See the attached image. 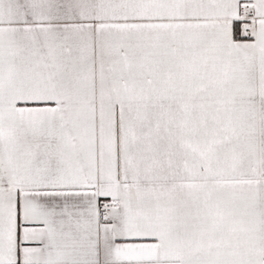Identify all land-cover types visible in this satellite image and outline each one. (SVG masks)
I'll return each instance as SVG.
<instances>
[{"label": "snow or ice", "instance_id": "6c2138e0", "mask_svg": "<svg viewBox=\"0 0 264 264\" xmlns=\"http://www.w3.org/2000/svg\"><path fill=\"white\" fill-rule=\"evenodd\" d=\"M0 264H264V0H0Z\"/></svg>", "mask_w": 264, "mask_h": 264}]
</instances>
